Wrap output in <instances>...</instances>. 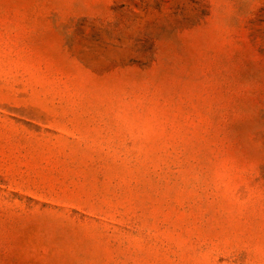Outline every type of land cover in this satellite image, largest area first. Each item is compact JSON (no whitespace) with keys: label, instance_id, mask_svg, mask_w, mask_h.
I'll return each instance as SVG.
<instances>
[{"label":"rangeland","instance_id":"374dc122","mask_svg":"<svg viewBox=\"0 0 264 264\" xmlns=\"http://www.w3.org/2000/svg\"><path fill=\"white\" fill-rule=\"evenodd\" d=\"M0 264H264V0H0Z\"/></svg>","mask_w":264,"mask_h":264}]
</instances>
